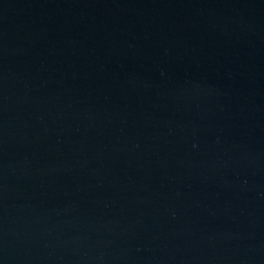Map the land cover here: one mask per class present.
I'll list each match as a JSON object with an SVG mask.
<instances>
[{
    "label": "water",
    "instance_id": "95a60500",
    "mask_svg": "<svg viewBox=\"0 0 264 264\" xmlns=\"http://www.w3.org/2000/svg\"><path fill=\"white\" fill-rule=\"evenodd\" d=\"M0 264H188L155 0H0Z\"/></svg>",
    "mask_w": 264,
    "mask_h": 264
}]
</instances>
